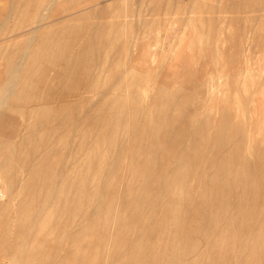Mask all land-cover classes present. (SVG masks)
Instances as JSON below:
<instances>
[{
  "label": "rangeland",
  "instance_id": "rangeland-1",
  "mask_svg": "<svg viewBox=\"0 0 264 264\" xmlns=\"http://www.w3.org/2000/svg\"><path fill=\"white\" fill-rule=\"evenodd\" d=\"M0 165V264H264V0H0Z\"/></svg>",
  "mask_w": 264,
  "mask_h": 264
},
{
  "label": "bare ground",
  "instance_id": "bare-ground-1",
  "mask_svg": "<svg viewBox=\"0 0 264 264\" xmlns=\"http://www.w3.org/2000/svg\"><path fill=\"white\" fill-rule=\"evenodd\" d=\"M214 9V8H213ZM49 62V61H48ZM20 77V76H19ZM12 86V85H11ZM10 87V86H9ZM31 148H32V146H31ZM39 148V147H38ZM30 149V148H29ZM34 152V151H33ZM37 153V152H36ZM32 156V155H31ZM10 157H12V156H10ZM34 157V156H33ZM35 159V158H34ZM36 159H38V157L36 158ZM46 159V158H45ZM45 159H44V161H45ZM51 159V158H50ZM42 160V159H41ZM41 160H40V162H41ZM43 161V162H44ZM47 161V160H46ZM5 162V161H4ZM5 164H6V162H5ZM35 163H33V165H34ZM42 164V163H41ZM32 165V166H33ZM39 165V164H38ZM51 166V165H50ZM34 167V166H33ZM35 168V167H34ZM21 169H23V168H21ZM43 168H41V170H42ZM12 170H13V168H12ZM39 170H40V168H39ZM14 171V170H13ZM33 171L35 172V170L33 169ZM15 172H17L16 170H15ZM42 173V172H41ZM16 174V173H15ZM45 174H47V173H45ZM44 174V175H45ZM0 175H1V177H2V179L4 180V184H8V182L10 181V176L12 175V172H11V170H9L8 168H7V166L6 165H0ZM40 175V174H39ZM48 175V174H47ZM30 176V175H29ZM31 177V176H30ZM39 178V177H38ZM32 181V180H31ZM38 181V180H37ZM33 182V181H32ZM39 182H40V180H39ZM12 184V183H11ZM34 184V183H33ZM13 186V185H12ZM35 186H37V185H35ZM35 186H32V188L31 189H35ZM39 190V189H38ZM40 191V190H39ZM17 197H18V195H16ZM179 196V195H178ZM17 197H15V198H17ZM37 197H38V194H37ZM19 199H21V196H20V198ZM24 199V198H23ZM38 199V198H37ZM39 200H41L40 198H39ZM25 202V201H24ZM19 203V202H18ZM45 203V202H44ZM40 204V203H39ZM35 205H36V203H35ZM41 205V204H40ZM46 205V204H45ZM39 206V205H38ZM46 206H48V205H46ZM11 207V206H10ZM38 209V208H37ZM38 211V210H37ZM43 216V215H42ZM17 217L18 216H16V214H15V212H13L12 213V211H8V213H6L4 216H2V219L3 220H7V221H10L11 222V220H14V222H19V224L22 226L23 225V222H24V219H23V217L20 215V218L17 220ZM41 217V216H40ZM31 223V222H30ZM34 223V222H33ZM3 224H5V223H3ZM2 224V225H3ZM11 224H13V223H11ZM9 226H11V225H9ZM8 227V226H7ZM13 227V226H12ZM30 228V227H29ZM30 232H31V230H30ZM29 233V232H28ZM26 236V235H25ZM22 239V238H21ZM30 240V239H29ZM26 242V241H25Z\"/></svg>",
  "mask_w": 264,
  "mask_h": 264
},
{
  "label": "built area",
  "instance_id": "built-area-1",
  "mask_svg": "<svg viewBox=\"0 0 264 264\" xmlns=\"http://www.w3.org/2000/svg\"><path fill=\"white\" fill-rule=\"evenodd\" d=\"M0 197H1V192H0Z\"/></svg>",
  "mask_w": 264,
  "mask_h": 264
}]
</instances>
